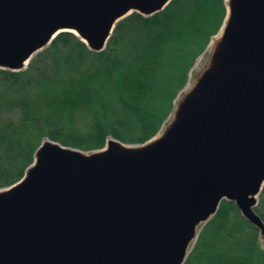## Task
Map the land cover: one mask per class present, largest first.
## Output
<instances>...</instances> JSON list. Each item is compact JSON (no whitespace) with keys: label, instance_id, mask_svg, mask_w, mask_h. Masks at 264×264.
Returning a JSON list of instances; mask_svg holds the SVG:
<instances>
[{"label":"water","instance_id":"95a60500","mask_svg":"<svg viewBox=\"0 0 264 264\" xmlns=\"http://www.w3.org/2000/svg\"><path fill=\"white\" fill-rule=\"evenodd\" d=\"M170 1L0 0V68L25 69L63 31L101 51L119 20ZM225 1L159 134L91 151L44 139L0 188V264H182L223 199L264 237V0Z\"/></svg>","mask_w":264,"mask_h":264},{"label":"trees","instance_id":"16d2710c","mask_svg":"<svg viewBox=\"0 0 264 264\" xmlns=\"http://www.w3.org/2000/svg\"><path fill=\"white\" fill-rule=\"evenodd\" d=\"M225 15V0H171L119 20L101 51L63 31L25 69L0 68V188L23 176L44 139L91 151L153 137ZM258 198L264 222V185ZM260 237L223 199L182 264H264Z\"/></svg>","mask_w":264,"mask_h":264},{"label":"rangeland","instance_id":"374dc122","mask_svg":"<svg viewBox=\"0 0 264 264\" xmlns=\"http://www.w3.org/2000/svg\"><path fill=\"white\" fill-rule=\"evenodd\" d=\"M219 32V31H218ZM218 34V33H217ZM216 34V35H217ZM215 35V36H216ZM214 36V37H215ZM213 37V38H214ZM213 38L211 39V40H213ZM208 47H209V44H208V46H207V48L204 50V52L198 57V59L196 60V63H195V65L192 67V69H191V71H190V73H189V79H188V82H187V84H186V86L182 89V90H184L185 88H187L188 86H189V84H190V82L192 81V78L194 77V75L196 74V72L201 68V66L204 64V62H205V60H206V55H207V51H208ZM168 119V118H167ZM167 119H166V121H167ZM165 121V122H166ZM159 132H160V130L157 132V134H159ZM258 196H257V201H258ZM205 223V222H204ZM203 223V224H204ZM203 224H201L200 226H199V228L197 229V235H198V233H199V231H200V228H201V226L203 225ZM197 235H196V237H195V239L193 240V242H192V244L190 245V247H189V249H188V251L190 250V248L192 247V245H193V243L195 242V240H196V238H197ZM261 239V244H262V246H264V237H260Z\"/></svg>","mask_w":264,"mask_h":264}]
</instances>
